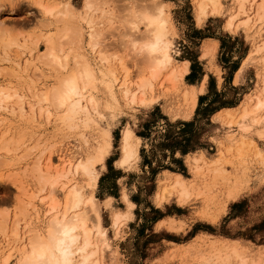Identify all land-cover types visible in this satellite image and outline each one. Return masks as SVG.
Here are the masks:
<instances>
[{"label":"rangeland","instance_id":"rangeland-1","mask_svg":"<svg viewBox=\"0 0 264 264\" xmlns=\"http://www.w3.org/2000/svg\"><path fill=\"white\" fill-rule=\"evenodd\" d=\"M31 1L12 0L11 3L5 1L0 7L2 18L0 22L3 24L5 32L18 35L19 39L16 35L14 37L16 36L20 42L26 40V46L27 44L29 46L26 49V47L23 48L24 46L13 45L8 50L9 52L7 51V56L0 48V88L1 86L4 88L5 86L6 88L13 87L14 90H20L25 94L22 109L16 102V97L11 100L13 103L7 102L6 108H0L1 140L5 138H8L7 140L19 138V142L21 139L23 140L20 142L22 145H17L19 146L17 155L12 151L16 149V146L14 149L11 148L12 152L2 149L4 146H1L0 157L2 156V158L0 161H3L4 157L11 160L16 156L19 159L20 152H23L22 149H25V146L27 148L29 145V148H32V150L30 149L32 152L28 151V148L25 149L27 152L24 151L26 155L31 152L32 154L29 153L31 155L24 157V153L23 159L17 160L18 162L12 161L14 165L6 167L4 158L5 160L0 166V170L4 171H1L4 173L3 176L7 174L8 170L12 171V176L6 177V175L0 178V220L5 219L1 217L3 215L7 218L5 229L0 227V261L4 260L9 254L8 252H11L9 264H17L18 249L14 248H18V243L11 232L9 233L16 216L20 218V227H24L25 222L32 220L25 229L28 236L33 234L32 229L46 226L45 206L38 197L34 198L37 210L29 208L32 212L31 215H27L28 220L21 217V209L18 206L21 204L20 199L21 202L29 201V196L37 192L38 181L35 180V175L31 174L33 169L31 164L35 157L46 146L49 147L43 149L44 155H52L54 165L59 163L60 155L66 159L82 155L87 148L83 145L81 135L87 136L97 129L103 130L105 127L112 132V146L104 162L97 164L100 176L95 194L100 201V214L107 231L108 241L112 247H117L116 258L112 264H221L222 261L203 259L202 255L209 253L213 247L217 249L220 248L219 246L232 244L248 248L246 251L254 258L263 254L262 259L264 260V163L254 146L246 145L241 154L235 148L226 155L224 154L220 165L226 169L230 177L228 181L212 184L213 186L203 193L194 190L191 196L183 201H180L176 194H172L169 199L161 203L157 202L156 198V192L160 188L159 180L165 168L181 172L190 181L193 178L185 163V154L177 148L180 145L176 140H181L183 135L189 137L193 134L194 138L190 144L197 147L196 150L205 154L207 160L210 161L220 156V142L223 143L221 147L224 149V146L234 143L235 138L232 137L240 134L237 122L230 124L227 122L228 119L226 121L213 119V114L218 110L213 113L208 112L218 108L222 102H225V105L238 104L245 93L253 92L257 87L259 73L264 72V49L255 52L254 48L257 44H263L264 23L260 21L251 29L227 28L226 20L232 0H226L224 14L211 15L202 24H198L194 13V0H165L170 3L168 11L171 13L176 28L173 34V54L178 61L182 59L190 61V70L185 75V81L198 85L203 77L207 76L204 93L199 94L194 113L186 119L183 116L176 117L170 114L164 106L165 100H169V97L175 94L170 92L169 97L158 96V100L151 105L140 106L139 104L124 103L112 115L113 111L111 110L106 112L107 117L94 115L92 126H80L72 129L64 127L57 116L47 119L45 115H40L37 111L33 113L30 108V103H36V98L32 94L33 90L44 89L53 84L55 80L53 70L42 62L40 57L44 50V41H40L38 46L34 47L32 42L37 38L33 39V36H35V32L39 35L40 30L42 31V33L40 31L41 36L45 33L43 31L51 30L49 34H53L52 30L56 27L55 24L52 26L43 25L46 26L44 28L40 26L45 21L42 24L40 22L45 18L47 21L48 17L42 15L40 9ZM70 1L77 8H81L84 0ZM96 1H93L96 8L94 5V10L87 16L89 21L93 17L91 19L93 26L91 27L94 33L101 32V34L98 32L100 37L95 33V39L99 37L96 40H100L97 43L96 52L104 50L105 52L102 53L109 54L108 56L115 62L121 58L131 67V70H134L132 46L127 40L130 34L127 20L131 15L128 6L131 7L139 0H135V3L134 0ZM143 1L140 2L143 3ZM84 24L90 30L91 27L88 26V23L84 22ZM210 38L218 40V47L213 56L211 54L205 56L203 47L206 46ZM37 48L38 50H36ZM249 52L251 56L243 63ZM90 53L92 60L96 63L99 54L95 55L92 51ZM242 64H244V69L241 76L235 80L236 71ZM23 65L27 67L24 68ZM10 70L15 74L11 75L12 71ZM17 75H22V78ZM29 76L34 79L35 84L29 80ZM31 83L34 84V87H31ZM154 95L159 94L154 93ZM202 96L203 99H201ZM198 107H200L199 111ZM182 121H192L193 123L186 127L181 123ZM245 124L249 125L246 131L248 141L252 140L264 154V137L259 131L263 125L251 124L248 119L245 120ZM126 126L131 127L140 137L138 141L140 156L137 160L132 161L131 165L129 163L122 166L116 162V159L122 154L120 143ZM34 142L40 143L41 146L37 144V149L34 145V148L31 147ZM6 143L3 145H7ZM227 158H231V161ZM23 168L26 170H22ZM14 170L17 171V174H13ZM79 178L81 177L79 176ZM81 181L85 186V191H88L86 179L84 180L82 177ZM17 183H22L23 189H18ZM24 188L27 191H24ZM229 188H233L237 192L235 198H228ZM124 193L128 194L129 198L135 202V206L132 208L134 215L125 223V227H123L125 231L116 234L115 228L112 226V211L127 209V204L122 197ZM107 196L112 197L111 206H107L105 203ZM216 211L220 213L218 214ZM214 214L216 216H213ZM172 217L176 222L174 227H169L167 224L157 225L159 220L164 218L169 220ZM3 230H7V232ZM205 236L207 237L204 238ZM11 248L14 250L13 252ZM110 253L108 250L106 255ZM109 260L106 258L101 264H107ZM0 264H3V261Z\"/></svg>","mask_w":264,"mask_h":264},{"label":"bare ground","instance_id":"bare-ground-1","mask_svg":"<svg viewBox=\"0 0 264 264\" xmlns=\"http://www.w3.org/2000/svg\"><path fill=\"white\" fill-rule=\"evenodd\" d=\"M5 1L12 2V0H0V7ZM93 1L96 0H84L81 8H77L70 0L31 1L40 9L42 15L48 17L47 21L45 20L47 18L40 20L41 24L45 21V24L43 23L40 26L43 28L46 27L43 25L52 26L55 24L56 26L52 30L53 34H49L51 30L49 32L43 31V33H48H44L42 36L41 30L39 35L35 32L33 39H37L34 42L31 41L34 47H37L40 41H44V50L42 54L40 53V57L42 62L53 70L55 79L53 84L44 89L33 90L32 94L36 98V103H30L32 112L37 111L40 115H45L47 119L57 116L64 127L73 129L80 126H92L94 115L107 117L106 112L108 110L113 111L111 112L112 115L124 103L129 105L139 104L140 106L151 105L158 100V96L169 97V93L173 92L175 94L169 97V100H165V103L163 102L165 109L176 117L190 118L197 106L199 94L204 93L207 76L203 77L199 85L185 81V75L190 70V61L188 59L178 61L173 54V34L176 28L171 13L168 11L170 3L165 0H144L143 3L139 0L140 3H135L134 0L136 5L128 6L131 15L128 14L130 17L127 20V26L130 34L127 40L132 46V56H134V70H131V67L123 59L118 58V62H115L108 56L109 54L102 53L104 50L96 52L97 43L100 41L96 40L100 37L99 31L95 32L99 36L95 39L96 35L91 27L93 26L91 24L93 17L90 16L92 17L90 21L87 17L94 10V5L96 8ZM225 3L226 0H194V13L197 23L202 24L211 15L224 14ZM228 11L229 16L226 20V27L229 29L239 27L251 29L260 21L264 23V0H232ZM0 19L2 21L1 16ZM84 22L88 23V26L91 27L90 30L87 29ZM5 31L3 24L0 22V48H2L5 55L13 45L24 46L23 48L26 47V49L29 47L28 44L26 46V40L22 39L25 42H20L18 35L14 34L17 39L16 36L14 37V35ZM99 33L101 34V32ZM208 41L206 46L203 47V55L211 54L213 56L217 50V41ZM262 41L263 44L258 45L256 43L255 52L264 49V39ZM90 51L95 55L99 54L96 63L92 60ZM249 56H251L250 52L243 63ZM25 61L30 62L31 60ZM23 67L26 68L27 66L23 65ZM243 69L244 64L237 70L235 80L239 79ZM12 73L14 71L11 72V75ZM17 76L22 78V75ZM28 78L34 83V79L30 76ZM32 83L31 87H34L36 82ZM154 93L159 95L155 96ZM100 94L102 95L100 96ZM14 97L17 98L16 102L19 103L22 109L25 94L20 90H14L13 87L6 88L5 86L4 88V86H1L0 108H6L9 101L13 103L11 100ZM234 113L236 114L234 115ZM213 119L220 121L221 119L224 121L228 119L227 122L230 124L237 122L241 131L240 134L232 137L235 138L234 143L224 146V149L221 147L223 143L220 142L219 153L221 154L215 156L216 158L213 160L208 161L205 154L199 150L186 153L185 163L193 175L191 181L181 172L165 168L159 180L160 188L156 192L157 202L161 203L169 199L172 194H176L178 199L183 201L190 197L194 190L203 193L211 186L219 184V182L228 181L230 177L226 169L220 164L224 154L226 155L234 148L241 154L244 147L250 144L256 148L264 163V154L261 148L252 140L248 141L246 131L249 125L245 124L246 119L250 120L251 124H262L263 128L259 131L264 137V72L259 73L258 85L253 92L245 93L236 106L219 109L214 114ZM81 136L83 145L87 148L82 155L68 159L60 155L59 163L54 165V157L50 154L44 155L43 149L49 147L46 146L43 147L40 153L38 152L39 154L37 153L38 156L33 160L31 174L35 175L34 178L36 177L35 180L38 181L37 192L29 196V201L24 200L21 202L20 198L22 197H18L21 203L18 206L21 209V217L27 219V215H31L32 212L29 209L30 207H32V210H37L34 198L38 197L39 201L45 206L44 220L46 226L32 229L33 234L28 236L25 229L32 220L27 219L28 222H25L24 227H20V218L16 216L12 225L13 228H10L12 230L9 233L11 232L18 243V248H14L18 249L16 254L18 256L17 264H101L106 258L111 259L107 264H112V261L115 260L117 247H112L108 241L107 231L100 214V201L95 194L100 176L97 164L103 163L111 150L112 132L105 127V129H97L87 136L83 134ZM5 139L6 141H3ZM5 139L0 141L2 144H0V147L4 146L2 149L9 150V152L13 151L16 154L19 149L17 145L23 141L21 137L20 142L19 138H17L18 141L11 138L13 142L9 138L13 144L7 140L8 138ZM139 139L140 137L134 130L126 126L120 143L122 154L116 159V162L123 166L129 163L131 165L132 161L137 160L140 156ZM2 141L3 143L8 141L7 145H3ZM10 144L11 146H9ZM37 144L38 142H34L31 147L34 145L36 148ZM14 146L17 150L14 149ZM38 146H41V144L39 143ZM11 148L14 150L11 151ZM24 148L26 150L28 148V151L32 150L29 145ZM25 149H22L21 154L19 153L21 155H19V159L32 154L31 151L29 152L31 154L27 153L26 155L25 152L27 151ZM24 153L25 156L23 157ZM4 158L5 164H3L6 167L14 165V161H19L16 156L15 159L12 157L11 160ZM227 159L231 161V158ZM3 161H0V166ZM22 170H26V168ZM1 171L3 170H0V178L6 175V177L8 175L12 176V171L8 170L9 172L7 171L4 176V171ZM13 174H17V171L14 170ZM79 176L84 177V180L86 179L88 191H85V186ZM21 184L17 183L18 189H23ZM25 190L26 188H24ZM227 194L228 198L237 196V192L233 188H229ZM122 197L127 204V209H114L111 217L116 234L125 231V228H123L125 223L134 215L132 208L135 206V202L126 193ZM111 201L112 197L107 196L106 205L111 206ZM215 214L213 216L218 215ZM1 217L6 219L0 220V227L5 229L7 218L5 215ZM174 220L173 217L169 220L164 219L159 221L157 225L167 224L169 227H174L173 225L176 223ZM4 232H7V230ZM213 244L215 245V243ZM219 247L217 249L213 247V250L209 249L212 252L204 253L202 255L203 259L206 258L216 262L222 261L221 264H264L263 254L254 258L246 251L248 248L236 244ZM108 250L111 252L110 257L106 255ZM8 253L4 260L1 258L3 264H9L12 253Z\"/></svg>","mask_w":264,"mask_h":264},{"label":"trees","instance_id":"trees-1","mask_svg":"<svg viewBox=\"0 0 264 264\" xmlns=\"http://www.w3.org/2000/svg\"><path fill=\"white\" fill-rule=\"evenodd\" d=\"M203 98L204 97L202 96L201 99H203ZM225 104H226L225 102H222V104H220V106H218V108L216 107L215 110L213 109L211 112H208V113H213L214 111H216L222 107H225V106H234L235 105V104H233V105H225ZM199 109H200V107H198V111H199ZM181 123L187 127V126L191 125L193 122L192 121H182ZM193 136H194L193 134L190 135L189 137H185V135H183L181 140H176L178 142L177 144L180 145V147H177V148L180 149L183 154H186L189 151H193V150L197 149V147L190 144L194 138ZM172 170H175V169H172Z\"/></svg>","mask_w":264,"mask_h":264},{"label":"crops","instance_id":"crops-1","mask_svg":"<svg viewBox=\"0 0 264 264\" xmlns=\"http://www.w3.org/2000/svg\"><path fill=\"white\" fill-rule=\"evenodd\" d=\"M210 40H214V41L216 40V41H217V47H218V40H217V39L210 38ZM212 42H213V41H212ZM188 72H189V71H188ZM236 72H237V71H236ZM235 75H236V74H235ZM198 85H199V84H198ZM236 105H237V104H236ZM236 105H234V106H236ZM234 106H231V107H234ZM220 109H221V108H220ZM218 110H219V109H218ZM216 112H217V111H216ZM216 112H215V113H216ZM215 113H214V114H215ZM214 114H213V116H214ZM164 219H166V218H164ZM164 219H161V220H164ZM161 220H159V221H161ZM159 221H158V222H159ZM158 222H157V224H158Z\"/></svg>","mask_w":264,"mask_h":264}]
</instances>
